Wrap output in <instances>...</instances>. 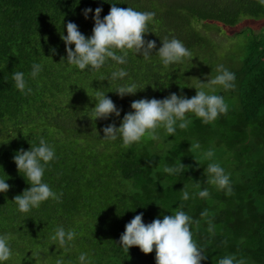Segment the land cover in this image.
<instances>
[{"label": "trees", "instance_id": "16d2710c", "mask_svg": "<svg viewBox=\"0 0 264 264\" xmlns=\"http://www.w3.org/2000/svg\"><path fill=\"white\" fill-rule=\"evenodd\" d=\"M111 3L155 13L144 37L156 42L152 54L145 59L134 49H114L117 55L127 51V62L108 58L99 69L80 70L61 61L67 51L60 31L67 35L66 25L73 22L90 37L95 9H103V19ZM87 8L93 12L85 19ZM248 18H264L261 0H0V179L10 185L0 193V235L9 236L12 251L0 264H56L59 258L80 264L81 253L87 254L86 264H156L155 249L150 254L137 246L125 251L120 237L136 215L143 213L148 224L175 214L181 204L192 218L193 240L207 256L201 264H217L226 256L264 264V33L250 34L243 58L221 64L235 80L232 88L216 85L211 91L228 106L214 121L205 124L188 112L185 119L191 123L180 129L178 121L172 135L158 127V139L145 134L128 146L120 136L102 139L103 128L119 127L124 115L134 111L135 100H162L172 93L192 98L196 88L210 89L204 83L219 74L220 65L213 63L218 45L209 23L234 27ZM165 37L180 40L191 55L165 67L157 54ZM33 64L42 66L35 78L30 75ZM121 68L128 75L112 81L111 73ZM16 71L25 74L30 94L15 87ZM132 83L135 95L121 98L115 92ZM97 91L112 99L120 116L97 119L93 132L90 116ZM41 138L55 152L44 166L42 182L59 199L22 213L13 200L31 185L13 157L21 148L39 146ZM195 143L200 148L189 151ZM209 150L214 156L203 158ZM178 161L190 167L178 174L163 171ZM213 162L229 175L231 194L206 183L205 169ZM185 185L187 201L182 200ZM204 189L209 196L200 198L197 193ZM205 210L208 216L202 217ZM58 227L76 232L64 248L51 239Z\"/></svg>", "mask_w": 264, "mask_h": 264}, {"label": "clouds", "instance_id": "9594fccd", "mask_svg": "<svg viewBox=\"0 0 264 264\" xmlns=\"http://www.w3.org/2000/svg\"><path fill=\"white\" fill-rule=\"evenodd\" d=\"M105 2H108V0H105ZM261 2L264 3V0H261ZM111 5L109 14L104 16L103 19H101L103 9L101 7L95 9L93 17L95 23L93 34L90 37L82 34L75 23H67V35L60 31L61 39L64 41L67 51L66 58L62 57L61 61L66 59L70 65H75L80 70H84L88 66H91L92 69H99L108 58L119 64L127 62V51H124L123 55H117L114 49L122 51L134 49L137 54L142 53L145 59L152 54L157 47L156 42L154 40L146 41L144 37L148 33V22L153 19L155 13L140 12L131 7H117L116 3H111ZM92 12L93 9L91 8L84 9L85 19ZM161 40L162 47L159 48L157 54L165 67L191 55L180 40L176 38L169 40L167 37ZM72 45H75L74 50ZM50 51L56 54L57 50L53 47ZM41 70L42 66L40 64H33L30 75L35 78ZM217 72L219 74L214 78H209L208 82L204 83L205 86L213 92L216 85H222L225 89L234 87L232 83L235 80L234 73L224 69L223 65L218 66ZM127 75V72L121 68L111 73V80L123 79ZM12 79L15 82V87L22 93L30 94L32 92L31 88H27L25 92L26 80L23 72H14ZM196 89L197 94L192 98L172 93L162 100L145 98L133 101L131 108L134 111L124 115L119 127L115 123L105 126L102 139L115 141L120 136L123 145L128 146L140 141L145 134L151 135L153 139H158L156 135L158 127H163L167 134L172 135L176 131L178 121V127L186 129L191 123L190 120L185 119V114L188 112L194 113L205 124L214 121L219 114L227 112L228 106L222 96L208 94L202 89ZM137 91L136 84L132 83L119 86L115 92L123 98L126 95H135ZM96 101V106L92 108L90 116L93 121V132L96 131L94 126L97 119H107L113 113L117 117L120 116V110L106 94L97 91ZM199 148V143L191 144L189 151ZM54 156V149L43 138L40 139L39 146L31 144L30 150L26 151L21 148L14 155L13 160L19 173H23L27 182L31 185L22 194L14 197L13 201L18 205L20 212L26 213L33 207H39L41 202L49 198L59 199L49 185L42 182L45 171L44 166L52 161ZM213 156L214 152L209 150L204 153L203 158L211 159ZM186 167L190 166H185L181 161H178L177 166H165L163 171L168 174H178L183 172ZM205 175L207 176L206 183L215 185L220 189L227 188L228 193L231 194L229 175L225 174L219 163H209L205 169ZM197 186L199 187V183H197ZM9 189L10 185L4 179H0V193H6ZM181 191L182 200L187 201L189 199L187 186L185 185ZM197 194L200 198L209 196L207 189L201 190ZM182 209L183 204L179 206L175 214L164 215L162 220L157 218L148 224L143 221V213L136 215L126 224V230L120 237V245L125 251L137 246L145 254H150L155 249L156 264H201L202 260H207V256L203 254L204 250L198 248L194 242L193 233L190 230V224L193 222L192 218ZM201 216H208V211L202 212ZM196 223L199 222L196 221ZM209 231H212L211 223ZM75 236L76 232L74 230L65 231L63 227H58L51 239L58 242L61 248H64L74 240ZM8 241V235H0V262L9 260L12 255ZM33 257L35 258V254H33ZM79 261L80 264H86L87 254L81 253ZM56 264H64L63 259H57ZM217 264H244V261H236L235 256H226L221 258Z\"/></svg>", "mask_w": 264, "mask_h": 264}, {"label": "rangeland", "instance_id": "374dc122", "mask_svg": "<svg viewBox=\"0 0 264 264\" xmlns=\"http://www.w3.org/2000/svg\"><path fill=\"white\" fill-rule=\"evenodd\" d=\"M208 27L218 46L213 47L216 50L213 57L214 66L223 64V61L231 62L243 58L246 51V45L251 37L250 34L264 33V18H248L242 20L234 27L225 26L222 23L210 22ZM197 73H195V76ZM205 87V86H203ZM206 93L211 94V89L202 88ZM197 93L193 91L195 96Z\"/></svg>", "mask_w": 264, "mask_h": 264}]
</instances>
